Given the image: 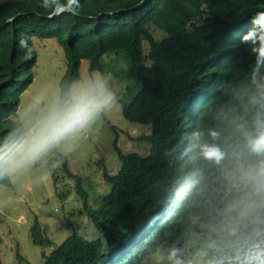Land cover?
<instances>
[{"label":"trees","instance_id":"1","mask_svg":"<svg viewBox=\"0 0 264 264\" xmlns=\"http://www.w3.org/2000/svg\"><path fill=\"white\" fill-rule=\"evenodd\" d=\"M141 1L0 3V133L5 132L7 117L33 82L37 61L36 52L31 50L33 37L54 38L62 47L64 79L80 74L84 59L89 62L88 70H111L114 65L107 66V57L123 61L125 66L114 73L127 81L122 115L149 129L133 138L149 146L147 154L123 152L115 131L113 148L120 167L114 174L104 168L109 190L96 208L89 206L82 177L69 170L66 158L62 160L65 176L75 181L78 199L96 233L89 238L70 228L71 234L58 247L42 253V264H111L109 254L127 240L130 231L171 196H179V207L162 221L161 230L153 232L151 240L140 242L129 261L149 264L147 253L154 243L180 245L186 235L202 231L195 219L203 218L224 195L222 169L199 156L190 136L194 130L209 126L206 109L226 99L228 85L239 80L252 63V55L240 38L251 26L252 17L264 12V0H145L127 9ZM57 2L71 11L46 17ZM243 21L247 22L239 26ZM152 30L162 33V39L157 40ZM196 95L207 100L192 114L188 106ZM183 150L188 151L181 156ZM188 174L191 185L182 188V178ZM0 185L10 187L11 182ZM65 196L60 194V201ZM29 232L34 245L42 249L55 245L38 218Z\"/></svg>","mask_w":264,"mask_h":264},{"label":"clouds","instance_id":"2","mask_svg":"<svg viewBox=\"0 0 264 264\" xmlns=\"http://www.w3.org/2000/svg\"><path fill=\"white\" fill-rule=\"evenodd\" d=\"M240 39L252 63L228 85L227 98L206 109L209 126L190 136L199 156L222 169L224 195L203 218L195 219L202 231L186 235L180 245L154 243L147 253L149 264H264V12L252 17ZM126 85L113 71L97 68L26 89L0 133V184L37 169L59 167L107 115L121 107ZM206 100L196 95L189 112L194 114ZM187 176L182 178V188L191 185V174ZM181 200L171 196L131 230L127 240L109 254L110 263L130 264L140 242L161 230L162 221ZM147 228L150 232L143 235Z\"/></svg>","mask_w":264,"mask_h":264},{"label":"rangeland","instance_id":"3","mask_svg":"<svg viewBox=\"0 0 264 264\" xmlns=\"http://www.w3.org/2000/svg\"><path fill=\"white\" fill-rule=\"evenodd\" d=\"M6 1L11 0H0V3ZM152 32L157 40L162 39V33L157 30ZM31 42V50L36 52L37 61L33 82L29 87L48 79L62 78L66 71V59L57 41L54 38L33 37ZM143 46L147 52V42L144 41ZM118 55L123 60V55ZM112 58L107 57L106 64H113V68L108 70L115 73L125 64L121 60L114 62ZM88 67L89 62L82 60L79 73L89 71ZM115 131L118 134V145L123 152L148 153V145L133 139L148 132V127L126 120L122 115V108L119 107L103 119L99 129L77 152L65 157L69 170L82 177L91 207L96 208L109 190L103 178L104 168L109 174H114L120 167L113 148ZM65 175L61 163L54 169L34 170L28 176L11 182L10 187L0 185V264H42V253L48 254L58 247L71 234L70 228L89 238L94 236L93 231H96L88 219L82 201L78 199L75 181ZM60 194L66 195L61 201ZM34 218H38L46 235H51L50 239L55 245L42 249L32 243L29 231Z\"/></svg>","mask_w":264,"mask_h":264},{"label":"water","instance_id":"4","mask_svg":"<svg viewBox=\"0 0 264 264\" xmlns=\"http://www.w3.org/2000/svg\"><path fill=\"white\" fill-rule=\"evenodd\" d=\"M144 1H145V0H142L139 4L134 5V6H132V7H129V8H127V9H131V8L138 7V6H140ZM120 10H121V9L113 10V11H111V12H109V13L112 14V13L118 12V11H120ZM122 10H123V9H122ZM64 11H71V9L68 8L67 6H65L63 3L58 2V3L56 4V6H55L53 12H52L50 15L46 16V17L52 19V18H54L55 16L61 14V13L64 12ZM104 14H105V13H100L99 16L104 15ZM16 16H17V15H15L14 17H12V18L9 19L8 21H12ZM99 16H98V17H99ZM98 17H97V18H98Z\"/></svg>","mask_w":264,"mask_h":264}]
</instances>
